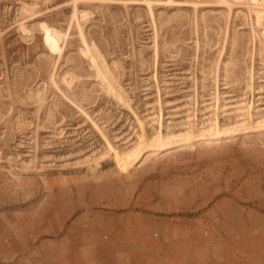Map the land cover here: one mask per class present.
I'll return each mask as SVG.
<instances>
[{"label": "rangeland", "instance_id": "1", "mask_svg": "<svg viewBox=\"0 0 264 264\" xmlns=\"http://www.w3.org/2000/svg\"><path fill=\"white\" fill-rule=\"evenodd\" d=\"M73 250L264 264V0H0V264Z\"/></svg>", "mask_w": 264, "mask_h": 264}, {"label": "crops", "instance_id": "2", "mask_svg": "<svg viewBox=\"0 0 264 264\" xmlns=\"http://www.w3.org/2000/svg\"><path fill=\"white\" fill-rule=\"evenodd\" d=\"M42 247H50L47 243H42ZM56 250L59 248V245L56 244L54 247ZM7 260L10 256H3V253L0 251V259ZM112 256H104L101 254H90L86 250L82 251H72L69 255L63 256L62 253L57 254L54 257L43 256L40 261L37 257H30L26 260H18L14 264H142V257L136 256L134 262L130 260L128 257H124V259H117Z\"/></svg>", "mask_w": 264, "mask_h": 264}, {"label": "bare ground", "instance_id": "3", "mask_svg": "<svg viewBox=\"0 0 264 264\" xmlns=\"http://www.w3.org/2000/svg\"><path fill=\"white\" fill-rule=\"evenodd\" d=\"M83 17V16H82Z\"/></svg>", "mask_w": 264, "mask_h": 264}]
</instances>
